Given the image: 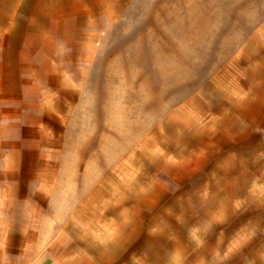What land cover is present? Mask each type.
Instances as JSON below:
<instances>
[{"label":"crops","instance_id":"crops-1","mask_svg":"<svg viewBox=\"0 0 264 264\" xmlns=\"http://www.w3.org/2000/svg\"><path fill=\"white\" fill-rule=\"evenodd\" d=\"M105 23L0 0V264H264V43L214 111L137 131Z\"/></svg>","mask_w":264,"mask_h":264},{"label":"rangeland","instance_id":"rangeland-1","mask_svg":"<svg viewBox=\"0 0 264 264\" xmlns=\"http://www.w3.org/2000/svg\"><path fill=\"white\" fill-rule=\"evenodd\" d=\"M87 1L105 13L121 103L136 104L121 114L130 109L137 131L167 111H214L217 84L239 83L234 72L241 57L247 61L243 50L264 43V0ZM101 125L107 132L119 124Z\"/></svg>","mask_w":264,"mask_h":264}]
</instances>
